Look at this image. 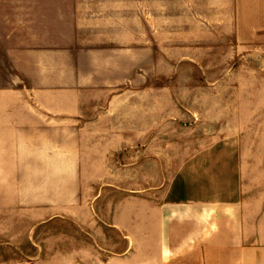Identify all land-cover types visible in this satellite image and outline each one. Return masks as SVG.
Returning <instances> with one entry per match:
<instances>
[{
    "label": "rangeland",
    "instance_id": "rangeland-1",
    "mask_svg": "<svg viewBox=\"0 0 264 264\" xmlns=\"http://www.w3.org/2000/svg\"><path fill=\"white\" fill-rule=\"evenodd\" d=\"M81 1L82 19H124L105 27L112 85L79 153L0 147V259L55 258L73 242L86 258L127 243L152 257L156 209L170 204L204 214L166 218L170 240L192 227L231 242L237 227L263 246L264 0H160L145 25L137 0ZM13 78L2 58L1 87Z\"/></svg>",
    "mask_w": 264,
    "mask_h": 264
},
{
    "label": "crops",
    "instance_id": "crops-1",
    "mask_svg": "<svg viewBox=\"0 0 264 264\" xmlns=\"http://www.w3.org/2000/svg\"><path fill=\"white\" fill-rule=\"evenodd\" d=\"M159 1L137 0L140 25H145V10L154 11ZM82 4L81 0H0V67L5 58L14 71L9 86L1 87L0 82V147H45L46 152L51 151L48 147H58L52 151L79 153L75 138L87 131L81 123L88 120L96 97H103L112 85L104 77L110 54L105 40L110 32L105 27L121 26L124 20L82 19ZM194 210L200 211L196 217L204 216L202 205H184L183 210L170 204L156 209L158 222L153 232L158 240L152 244V257L146 258L145 244L136 248L135 243H127L126 254L105 260L95 254L86 258L82 257L85 251L73 242L58 250L55 258L35 257L25 264H264V245H255L250 238L242 242L237 227L231 242L224 237L210 242L196 236L194 240L192 227L188 236L184 231L183 236L170 240L165 219L192 218ZM200 230L196 234L208 233ZM121 232L128 238L127 230ZM0 264L17 262L0 259Z\"/></svg>",
    "mask_w": 264,
    "mask_h": 264
}]
</instances>
